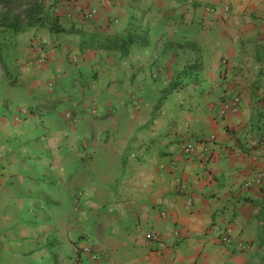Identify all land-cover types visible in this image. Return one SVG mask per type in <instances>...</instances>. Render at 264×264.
I'll use <instances>...</instances> for the list:
<instances>
[{
	"label": "crops",
	"instance_id": "obj_1",
	"mask_svg": "<svg viewBox=\"0 0 264 264\" xmlns=\"http://www.w3.org/2000/svg\"><path fill=\"white\" fill-rule=\"evenodd\" d=\"M44 2L72 35L2 37L48 40L0 69V264H264V0ZM137 28L129 57L97 50Z\"/></svg>",
	"mask_w": 264,
	"mask_h": 264
},
{
	"label": "trees",
	"instance_id": "obj_2",
	"mask_svg": "<svg viewBox=\"0 0 264 264\" xmlns=\"http://www.w3.org/2000/svg\"><path fill=\"white\" fill-rule=\"evenodd\" d=\"M59 18L50 15L46 10L44 0H0V64L2 58V37L4 34L18 35L28 29L47 28L50 34L72 35V29L61 27L58 24ZM145 35V33H144ZM139 29L128 30L122 36L106 38L104 42L97 43V50L109 53L117 57H129L134 47H147L142 40ZM95 41L91 40L90 44ZM81 48V50H88Z\"/></svg>",
	"mask_w": 264,
	"mask_h": 264
},
{
	"label": "rangeland",
	"instance_id": "obj_3",
	"mask_svg": "<svg viewBox=\"0 0 264 264\" xmlns=\"http://www.w3.org/2000/svg\"><path fill=\"white\" fill-rule=\"evenodd\" d=\"M47 40L48 39L44 36V33H42V32H36V33H34L32 35L31 34L23 35V36H20L19 38L12 37V36L5 37L4 40H3V47H2L3 48L2 49L3 64H0V69L2 70V72L5 73V75L7 77H10V79L13 78L14 74H18L19 75L20 74L19 68L24 67V63L25 62L20 63V65L16 66L15 63H17V61H18L16 58H20L19 55L25 54L24 48H26V46L32 52V54L28 56L29 57L28 61L31 62V63L35 61L38 64V60L41 57L45 56L47 58V52L45 51V47H44V46L47 45ZM72 52L73 51L64 52V55H66V56L72 55L71 56V60L74 57H76V58L79 57L77 55H73ZM28 61H26V62H28ZM72 62L73 63H77V61H74V60H72ZM46 63H47V60H46ZM38 65H43V64H38ZM75 67L73 66V67L69 68V70H66V73H70V69H73ZM58 75H61V74H58ZM56 77H57V75L54 76L51 80H49V82L47 84L48 88L52 89L55 86H57L58 79L56 80ZM54 80H56V81L54 82ZM13 82H16V81H13ZM3 88H4V90H6V87L3 86ZM22 111H27V115L25 116V117H27L28 114H29V110L26 109V108H21V110L19 111V114H18L17 117L21 116V112ZM68 114H70V117H68ZM68 114L66 115V118L69 119V120H72L73 119L72 113L69 112ZM92 115L97 116V111L94 110ZM18 119L19 118H17V120H16L17 122H21L22 121V120H18ZM3 249H4V244H3ZM84 250L90 251L89 248H85V249H83V251ZM98 257L99 256L96 257L94 255V259L95 258L97 259Z\"/></svg>",
	"mask_w": 264,
	"mask_h": 264
},
{
	"label": "built area",
	"instance_id": "obj_4",
	"mask_svg": "<svg viewBox=\"0 0 264 264\" xmlns=\"http://www.w3.org/2000/svg\"><path fill=\"white\" fill-rule=\"evenodd\" d=\"M207 10L209 12H215L214 8L208 7ZM78 58L74 57L72 60L77 61ZM47 58L45 56L41 57L38 60V64H45L46 63ZM61 75H57L56 80L60 79ZM54 80V82L56 81ZM135 103V102H134ZM241 105V98L238 96H235L231 102H228V104L225 106L227 111H236L240 108ZM114 112L111 110V112L109 114H113ZM27 115V111H22L21 112V116H19L18 120H22V118H24ZM68 117H70V114H68ZM182 153V155L186 156V157H190V158H196V159H200L201 162L203 164H207L210 159H211V150L207 147H204L202 150H199L197 147H194L193 145H184L180 151ZM256 183L258 185H263L264 184V171H260L257 173V177H256ZM176 189L178 190V192L183 193L184 192V183L182 182V180L178 179L177 183H176ZM187 203L189 206H192L193 201L192 199H188ZM176 237L179 238V232H176ZM145 239H146V244L147 246L150 248V250L152 251H156L158 250V245L162 244V236L161 234L155 230L154 228H151L145 235ZM222 241L224 243L230 244L231 240L230 238L225 235L222 237ZM4 254V249H3V244L0 241V262L2 260ZM97 257V255H95Z\"/></svg>",
	"mask_w": 264,
	"mask_h": 264
}]
</instances>
